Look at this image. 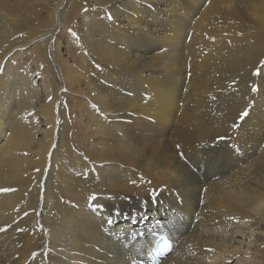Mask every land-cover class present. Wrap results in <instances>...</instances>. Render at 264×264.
<instances>
[{
  "label": "bare ground",
  "instance_id": "obj_1",
  "mask_svg": "<svg viewBox=\"0 0 264 264\" xmlns=\"http://www.w3.org/2000/svg\"><path fill=\"white\" fill-rule=\"evenodd\" d=\"M197 9L0 0V264H264V0Z\"/></svg>",
  "mask_w": 264,
  "mask_h": 264
},
{
  "label": "snow or ice",
  "instance_id": "obj_2",
  "mask_svg": "<svg viewBox=\"0 0 264 264\" xmlns=\"http://www.w3.org/2000/svg\"><path fill=\"white\" fill-rule=\"evenodd\" d=\"M83 11L87 12L88 9H87V8H84ZM112 18H113V17H112V15H111V13H108V14H107V19H112ZM69 31L71 32L72 30L69 29ZM73 34L75 35V33H73ZM241 35H242V34H241ZM260 64L264 65V61H260ZM96 67L99 68L100 65L97 64ZM2 72H3V69H0V73H2ZM253 75H255V76H259V75H261V68H260V67H256L255 70H254V72H253ZM236 83H237V81H233V85H235ZM258 90H259V89H258V86L253 85V86L251 87V91H252V92H257ZM253 103H254V102H249L247 108H245L241 113H239V119H240V120H244V118L247 117V116L249 115V110L253 107ZM94 107H97V106L94 105ZM97 110L99 111V108H97ZM232 127H233V128H238L239 125L234 123V124L232 125ZM221 138H223V137H221ZM176 147L179 149V148H180V145L177 144ZM179 155H180V158H181L182 160H184L185 164H186L188 167H190L193 171H195L196 169L199 168L200 164H199V161H198V160H195V159H193V160H189V158L185 157V155H184V153H183L182 151L179 153ZM132 183L135 184L136 181H132ZM161 190H162V189H161ZM0 191H3V192H10V191H13V189H11V188H0ZM149 194H150V197H152L153 200H154L155 197L157 196V190L152 189V190H150V193H149ZM91 199H92L93 201H95V199H96L95 195H93V196L91 197ZM147 204H148V201H144V202H142V206H144V207H146ZM92 207H93V210H97V209H99V208H102L103 205H101V204H94V205H92ZM117 211H119V210L117 209ZM27 215H28V213L26 212V213H25V216H27ZM144 215H146V213H145V214H142V215H141V218H143ZM109 222H111V221H109ZM11 227H12L11 224L7 225L6 227H0V232H4V231L7 230V228H11ZM17 231H20V232H26L27 229H26V228H18ZM137 235H144V233H133V234H132L133 239H135ZM165 247H167V245H165ZM36 255H37V253H35V252L32 253L33 258H35Z\"/></svg>",
  "mask_w": 264,
  "mask_h": 264
},
{
  "label": "rangeland",
  "instance_id": "obj_3",
  "mask_svg": "<svg viewBox=\"0 0 264 264\" xmlns=\"http://www.w3.org/2000/svg\"><path fill=\"white\" fill-rule=\"evenodd\" d=\"M186 8L188 9H192L195 8L197 9V5H201L196 11H195V19H200L201 17V12L203 11L204 7H206V5L209 3V0H181ZM192 1V2H191ZM70 40H69V36L68 35H64L61 38V54L67 58L70 62H75V58L77 56H74L75 54V49H73L70 44H69ZM78 57L76 58L77 63H80L79 60H77ZM131 217V216H130ZM129 220V219H128ZM145 251V250H144ZM235 263V260L232 262V264Z\"/></svg>",
  "mask_w": 264,
  "mask_h": 264
},
{
  "label": "clouds",
  "instance_id": "obj_4",
  "mask_svg": "<svg viewBox=\"0 0 264 264\" xmlns=\"http://www.w3.org/2000/svg\"><path fill=\"white\" fill-rule=\"evenodd\" d=\"M166 234H167V233H166ZM168 235H169V237H171L170 234H168ZM171 238H172V239L174 240V242H175V239H174L173 237H171ZM174 244H175V243H174ZM168 254H169V253H168ZM168 254H167V255H168ZM167 255H166V256H167ZM166 256H163V257L160 259V261H159L158 263H156V264H159V263L161 262V260H162L163 258H165ZM151 260H152V259H151Z\"/></svg>",
  "mask_w": 264,
  "mask_h": 264
}]
</instances>
